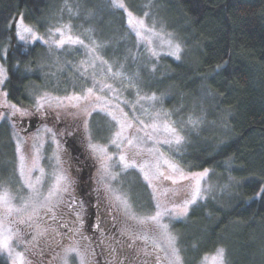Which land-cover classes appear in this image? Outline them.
Returning <instances> with one entry per match:
<instances>
[{
	"label": "trees",
	"instance_id": "trees-1",
	"mask_svg": "<svg viewBox=\"0 0 264 264\" xmlns=\"http://www.w3.org/2000/svg\"><path fill=\"white\" fill-rule=\"evenodd\" d=\"M64 1L0 0V62L7 77L3 90L9 103L30 108L44 93L66 95L87 85V74L82 78L75 75L80 72L81 47L59 49L58 54L48 44H24L15 35L13 22L20 16L45 35L60 20L57 16ZM68 2L84 23L77 36L87 42L86 29L91 30L103 60L113 70L136 79L139 91H130L129 98L155 94L157 100L148 106L161 107L181 130L186 143L173 151L172 158L189 171L209 170L215 198L199 202L186 220L172 226L184 264H196L218 248L225 250V264H264V197H256L264 186V0H124L129 12L148 13V24L175 36L182 48L179 60L167 54L146 57L148 53L137 48L126 13L112 8L107 0ZM190 116L201 121L196 128L187 123ZM100 117L108 128L101 125ZM90 118L89 131L104 142L112 134L110 120L99 112ZM36 122L31 117L10 126L34 130ZM10 126L0 121V185L16 192L21 179ZM77 128L71 122L57 128L63 149L76 168L80 162L73 154L79 151L83 136ZM92 171L90 166L74 171L75 192L89 189ZM128 178L126 182L134 184L133 194L147 200L151 192L145 182L143 186L132 175L130 183ZM104 213L111 216L105 208ZM73 218L71 225L80 227L74 214ZM79 234L82 236L81 231ZM0 264H8L1 254Z\"/></svg>",
	"mask_w": 264,
	"mask_h": 264
},
{
	"label": "rangeland",
	"instance_id": "rangeland-1",
	"mask_svg": "<svg viewBox=\"0 0 264 264\" xmlns=\"http://www.w3.org/2000/svg\"><path fill=\"white\" fill-rule=\"evenodd\" d=\"M109 3H111V0H107ZM151 1V0H150ZM125 4V3H124ZM112 6V4H111ZM126 7V5H125ZM72 5L69 4L68 0L64 1L62 4V12L60 16H57V18H60L58 22H55L53 24L54 26H51V29H55L57 27L63 28L64 26H69L67 29H65V36L64 38H67L68 35H71L73 38L78 37L80 33H82L83 30V22L79 21V14L72 12ZM112 8H114L112 6ZM115 9V8H114ZM126 13V19H127V24L129 28L131 29L134 37L138 41V46L137 48H142V53L145 51L146 57L152 58V57H158L162 54H167L171 51V49L168 47L166 41L171 38L173 40V43H178L176 40L175 36L169 32H166L163 30L161 27H155V32L157 35H151L149 34L147 39L151 40V43H147V41L141 42L138 40L135 30L133 26L129 25V17L127 12L124 9H120ZM61 11V10H60ZM66 13V15H65ZM68 16V17H67ZM137 19H142L144 20L145 25H147L149 28H153L150 24L147 22V16L146 15H134ZM22 16H20L17 20L16 23H19L20 19ZM71 17V18H70ZM89 17V16H88ZM154 17L153 15L151 18ZM55 18V19H57ZM25 25H28L27 23L23 22ZM31 26V25H30ZM138 28V26H136ZM49 28V29H50ZM15 29V35H16V27L14 26ZM49 29L44 36L45 38L48 37L49 34ZM89 32V37L87 38L89 41H95L97 44L96 39L92 37V31L87 30ZM169 34L171 36L169 37ZM54 39H60V35L56 34ZM81 38V37H80ZM84 42V44L88 45L89 47H84L83 45L75 44L76 47H71L75 46L74 44L71 43H66L62 48H56L54 45L48 44V48L52 50H57L58 54L60 53L59 49H62L63 51L67 50H72L75 51L76 49L78 50V46L81 47L82 52L78 53L79 55L82 56L80 58L77 69L80 70L78 74H75L77 77L82 78V74H87L85 76V82L88 81L87 85L83 87L81 90L78 88L81 86H77V90L69 92V94H61V95H51L52 97H64L67 95H71L73 93H80L83 90H85L88 87H91L93 84V76L95 75V78L98 80H104L106 83H110L113 85L114 88L117 89L118 95L114 93H108L105 92L102 95L105 97V100H107L109 109L110 110H116V106L118 105L119 109H122L124 113L127 114V118L130 122H133L136 124L137 127H142V125L139 124L140 120H144L146 123L151 124L153 122V118L155 117L156 113H160V123L162 124L164 122L165 117L163 116L164 113H167L165 110H163L161 107H155L151 106L153 109H151L148 105L152 103V101L143 99L141 100L140 97H134L131 96V99L129 98L130 96V91L132 94L136 93L139 91V87L137 86L136 79L129 75L127 72H123L122 70H113V67L111 63L108 62V64H101L99 60H94L93 56L90 55L89 53V48L93 47V43ZM68 47V48H67ZM155 52L158 55L154 56L152 53ZM96 55H99L102 59H104L101 54L97 51ZM60 56L59 58H61ZM174 57V56H173ZM175 58V57H174ZM63 59V58H62ZM105 61V60H104ZM82 62H87V63H82ZM64 63V62H62ZM67 63V62H66ZM65 63V64H66ZM95 65L93 67L92 65ZM68 65V64H67ZM65 65L64 67L61 68L62 70H65ZM108 65H111L112 71L113 72H120L122 75L119 77H116L115 79L107 77V67ZM0 66L3 67L2 63L0 62ZM4 69V67H3ZM82 72V73H81ZM6 75V74H5ZM129 78H131V83H129ZM5 80V79H4ZM4 83V81H3ZM3 83L0 84V103H3L5 100L4 97V90H3ZM99 94V93H98ZM201 99L204 101H207L205 94L201 93ZM127 101V103H125ZM8 102V101H7ZM9 103V102H8ZM35 105V104H34ZM34 105L31 106L30 108H24L29 110L32 114L27 117H15L13 118L12 121H9L8 119H2L4 122H7V124L12 125L13 123L16 126V122L21 121V119H30L31 117L36 119V128L34 130H27L25 131V126L23 128H17L18 130L12 128L11 130V136L12 139L15 141V145L17 143V138H22L23 140V150H24V155L27 157L26 161V168H25V174L24 177L22 178L20 175V171L18 168V175L20 176L21 181H18V184L16 186V192L14 191H9L6 186L0 185V193L3 192L4 189H7L9 194L14 198L12 203L15 207H20L21 204L23 203V200L27 198L30 195L29 189L25 186V182L31 178L32 180H35L37 176L40 175V172L38 170H32L31 174L29 176V171L28 169L31 168V157L33 154V138L36 137L37 135L40 136V142L44 144V148L41 150V158L39 161V164L41 167L45 169V179L44 183L40 185L39 187L41 188L42 191L46 192L49 184L51 183V173L53 172L54 166L56 164L55 159H52L54 152L57 149V145L53 140L52 133H55V139L60 142V149H59V155L61 157L62 161V167L66 170L67 175L70 177L72 181L71 185V198L76 197V184L75 181L77 182V178L74 175V171L78 172V168L81 166H85L89 168V166L92 168L93 171L91 174L89 173L88 178L90 179V190H83L84 194H87L89 192H97L96 195H98L101 199V203L103 201L104 203V208L105 211L108 213H111V217L114 218V221L118 225L119 233L122 234V236L127 240L128 246L131 244L132 248V254L135 257L136 263L138 264H157V255L160 257H166L171 254V248L168 245V241L165 238L164 234L162 233L161 230L156 229V228H151V229H141L139 228L133 221L129 220L128 217L121 211H117L115 209L111 208V205L109 203L108 196L110 195L109 193H106L104 190L103 185L104 184H110L111 188L114 190L112 193L113 195H121V194H126L129 202L133 206L134 211L137 214H152L156 211V200H153V189L148 186V182L145 181L143 173H141L138 169H129L127 171H122L119 164H118V156L119 152L118 150L112 146L109 145V140L112 137L113 132L115 131V121H112L111 118L106 115L105 112L103 111H93L90 116L85 115L83 110L81 108H72L68 107L67 109H47V115H43L41 113H37L35 111ZM211 106V105H210ZM91 110V109H89ZM8 111L7 109L0 108V112H5ZM99 112L103 115H106L107 119L110 120V124L112 128V134L104 141L100 142L96 140L95 136L96 133H91L89 131V128L87 130L84 127V120H87L88 122L90 121V117L95 113ZM54 116L58 120L60 117H63L66 120L71 121H76L77 122V129L80 128V130L83 131V136H81L79 140V151H77L76 156L73 154V158H75L80 164H78V167L76 168L74 162L72 161V158L68 156V154L65 152L62 146L61 139L58 135V129L54 127L55 121ZM52 118V119H51ZM102 117L99 118V120H102L101 125L103 127L108 128V122L106 120H103ZM167 120L170 121L169 115L167 116ZM1 121V120H0ZM171 122V121H170ZM40 124V125H38ZM83 126V128H82ZM49 128L52 129V133H45L44 129ZM24 129L25 132L22 130ZM149 131H151L149 129ZM110 131H108L109 133ZM18 134V136L16 135ZM140 135L143 137L144 133L141 132ZM89 136H91V142L98 144V145H108V153L110 155L114 156V160L111 162L114 167L112 168L113 173H118L119 175L117 176L116 180H111L110 177H104L103 171L101 168V163L99 159L91 152L89 149ZM107 137V135H106ZM165 138V134L163 132L155 133L153 140H146L143 144V147L145 149H151L154 147L159 148L160 152L164 154L165 157H168L178 163L181 167V169L184 171L185 175H188L190 179L181 181L179 185H172L171 181H162L158 182L160 183V195H159V203L161 204L162 208H172L173 204H182L184 200L190 199L191 194L193 189L195 188L196 185V180L191 178L192 174L195 173H200L203 172L204 170H198V171H189L186 168H184L177 160H174L172 158V153L175 151L177 148L175 145H167V144H156V140H162ZM16 149V146H15ZM82 151V152H81ZM17 156V153H16ZM17 158V164L19 166V159L18 156ZM140 163H147L149 165H152L149 169H147L150 173H155L156 169L154 165L156 164V161L153 159L152 155L149 154L147 151L143 152V154L139 157H136ZM166 166H164L161 163V168L164 169ZM128 173V175H127ZM137 177L139 180H141L142 185L150 189V196L148 198L147 195V200L144 199V196L141 194H133V185H129L126 182V176H128V180L130 183H133V178ZM177 179L179 177L177 176ZM19 180V179H18ZM132 180V181H131ZM145 182V184L143 183ZM78 183V182H77ZM201 188L206 189L207 191L204 193L205 198L204 199H199L195 204L191 205L188 210V214L193 208V206H198L197 204L201 202L202 204L207 203L210 200H213L215 196L213 195V186L209 180V172L208 176L205 177L203 180H201ZM8 185V184H7ZM165 190H170L167 195H164ZM95 191V192H94ZM172 192H175L176 195L173 196ZM96 197V196H95ZM141 200V201H140ZM136 201H139L138 205H135L134 203ZM94 202L89 205L88 212L85 214V224L87 225V228L91 230L93 228V220L94 217L91 215L93 214L91 211H95L94 209ZM103 208V211H104ZM62 213H65L62 215V219L66 215V208H63ZM5 213L3 212V209L0 208V220L4 219ZM59 215V214H58ZM187 215H180V216H175V215H166L163 218V223L167 224L168 231L175 237V249L180 257V262L179 264H184L182 261V256L180 253V249L178 246V236L173 230V225L177 221H181L183 219H187ZM50 214L45 215L43 212H41V217L42 218H37L34 223H32V226L30 227L29 224L26 222L25 224H19L15 221H18L19 219H27V213H13L5 223L7 224L8 227L12 229L13 232L19 231L20 232V237L17 239H14L12 241V252L11 254L9 251L0 249V254L3 255L7 261L8 264H15L16 260V253L20 252L24 254V260L25 264H33L35 259H38L39 262H43V264H64V250L70 246H73L74 244H78L81 252L85 255L86 259V264H91L92 263V244L90 241L86 240L85 237H82L79 232H75L76 227L72 224L69 226L67 232L64 234H60L62 238L57 234L59 232L58 230V225L62 223V221H58L57 223H54L50 218ZM67 216V215H66ZM37 225H39V229L37 228ZM47 228L48 231L45 235L42 236H37V232L41 229ZM101 232V231H100ZM147 232L148 239L145 241L144 239H135L134 237L136 235H144V233ZM102 234V233H101ZM33 236H37V238L34 240ZM37 251V255L35 252ZM215 253V252H213ZM213 253L207 254V256H211ZM36 255V256H33ZM203 257H201L196 264H204ZM68 264H80L79 258L73 253L68 256ZM161 264H168L167 259H163L161 261Z\"/></svg>",
	"mask_w": 264,
	"mask_h": 264
},
{
	"label": "snow or ice",
	"instance_id": "snow-or-ice-1",
	"mask_svg": "<svg viewBox=\"0 0 264 264\" xmlns=\"http://www.w3.org/2000/svg\"><path fill=\"white\" fill-rule=\"evenodd\" d=\"M111 4L114 8L124 9L129 17V25L133 26L135 30V34L141 42L147 41V43H151L150 39H147L148 35H157L155 32L154 26L153 28H149L145 25L144 20L137 19L133 16L131 12L127 10L124 4V0H111ZM147 16L148 13H145ZM16 27V37L19 41L24 44L35 42H42L45 44L54 45L56 48H62L66 43L71 44H79L84 47H89L84 44V41L79 37L73 38L71 35H68L67 38L65 36V29L69 26H64L63 28L57 27L54 30L49 29L48 37L45 38L41 36L38 31L30 25H25L23 23V17H21L19 23L13 22ZM138 26V28L136 27ZM59 34L60 39H54L53 37ZM171 34H169V37ZM93 47L89 48L90 55L93 56L94 60H99L101 64H108L107 61H104L99 55H96L100 45H97L95 41L92 42ZM168 47L171 51L168 55L174 56L177 60L180 59V54L182 52L181 45L179 43H173V40L169 38L166 41ZM152 55L156 56L157 53L153 52ZM87 63V62H82ZM95 67V65H92ZM219 67V66H218ZM120 72H113L111 65L107 67L106 76L115 79L116 77L121 76ZM5 70L2 66H0V84L3 83L4 79H6ZM129 83H131V78H129ZM114 93L118 95L117 89L113 87L112 84L106 83L104 80H98L93 76V84L91 87L86 88L80 93H73L71 95H67L64 97H52L48 93H44L40 95L35 100V111L37 113H41L43 115H47V109H67L68 107L72 108H81L85 115L90 116L93 111H103L108 115L112 121H115V131L112 134V137L109 140V145L114 146L118 152V164L122 171H127L129 169H138L144 175L145 181L148 182V186L153 189V200H156V211L152 214H137L126 194L121 195H113L114 190L111 188L110 184H104V190L106 193H109L108 196L109 203L112 209L123 212L129 220L133 221L139 228L141 229H151L156 228L162 231L165 238L168 241V245L171 248V254L166 257H160L157 255V264H161L163 259L168 260V264H179L180 257L175 249V237L168 231V225L163 223V218L166 215H187L189 207L195 204L199 199H204V193L207 191L206 189L201 188V180L208 176V169H205L203 172L195 173L191 175L192 179L196 180L195 188L192 191L191 198L183 201L182 204H173L172 208H162L159 203V195H160V183L162 181H171L172 185H179L181 181L188 180L190 177L185 175L184 171L181 169L180 165L173 161L172 159L165 157L162 152H160L159 148L154 147L151 149H145L143 144L146 140H153L154 134L163 132L165 134V138L162 140H156V144H167L169 146L175 145L177 149H180L185 143L186 138L182 135L181 130L175 126L174 122H170L167 120L168 113H164L165 117L164 122L161 124L160 113H156L153 118V122L151 124L146 123L144 120H140L139 124L142 127H137L135 123L130 122L127 118V114L123 112L122 109L116 106V110H110L107 100L102 95L103 93ZM99 93V94H98ZM5 100L3 103H0V108L7 109L8 111L0 112V120L8 119L12 121L13 118L19 117H27L32 113L24 109L23 107L17 106L16 104L7 102V93L3 94ZM141 100L147 99L150 101H156L157 97L153 94L150 97H140ZM127 103V101H125ZM91 109V110H89ZM201 121L199 118L189 117L187 123L191 125L193 128H196ZM13 127L15 124L13 123ZM84 127L87 130L88 121L84 120ZM149 129L151 131H149ZM45 133H52V129L45 128ZM143 132V137L140 133ZM18 136V134H16ZM56 134L52 133V137L54 142L57 145V149L53 154L52 159H55L56 164L54 166L53 172L51 173V183L49 184L47 191L44 192L39 187L44 183L45 179V169L40 166L39 161L41 158V150L44 148V144L40 142V136L37 135L33 138V154L31 157V168L28 169L29 176L32 170H38L40 175L32 180L29 178L25 182V186L29 189L30 195L23 200V203L20 207H15L12 203L13 197L9 194L7 189H4L2 193H0V208L3 209L5 213L4 219L0 220V249H4L12 252V241L20 237V232H13L10 227L7 226L5 221L15 212V213H27V219H19L15 221L19 224H25L26 222L29 226H32V223L35 222L37 218L41 217V212L45 215L50 214L49 218L57 223L62 215V209L66 208L68 215L74 214L76 217V221L80 225L75 229V232H80L83 227L84 220L82 216L83 205L78 204L74 198H71V185L72 181L70 177L67 175L66 170L62 167L61 157L59 155L60 142L55 139ZM91 136H89V149L91 152L99 159L101 163V168L103 171L104 177H110L111 180H116L118 173H113L111 170L114 165L111 163L114 160V156L108 153V145H98L91 142ZM147 151L152 155L153 159L156 161L154 165L156 171L155 173H150L147 169L152 167L147 163H140L136 157H139L143 154V152ZM16 153L19 159V171L20 175L23 178L25 174L26 161L27 157L24 155L23 150V140L22 138H17L16 143ZM161 163L166 166L164 169L161 168ZM177 176L179 179H177ZM170 190H165L164 195H167ZM172 195L175 196L176 193L172 192ZM256 197H264V186H261L259 191L256 193ZM59 214V215H58ZM60 227H66L67 225L64 223L59 224ZM96 231H102L101 228V219L100 216H97V224L93 226ZM39 229V225H37ZM48 229L44 228L37 232V236H42L47 233ZM59 235L60 233L57 232ZM123 234V233H122ZM37 236H33L35 240ZM135 239H144L147 241L148 236L147 232L144 235H136ZM129 247H132L130 244ZM115 251V250H113ZM75 254L79 260L80 264H86L85 255L81 252L78 244H74L64 250V264H68V256L70 254ZM204 264H225V250L223 248H218L215 253L211 256H205L203 258ZM15 264H25L24 254L17 252Z\"/></svg>",
	"mask_w": 264,
	"mask_h": 264
},
{
	"label": "flooded vegetation",
	"instance_id": "flooded-vegetation-1",
	"mask_svg": "<svg viewBox=\"0 0 264 264\" xmlns=\"http://www.w3.org/2000/svg\"><path fill=\"white\" fill-rule=\"evenodd\" d=\"M55 124L54 127H62L65 124H69L70 122L72 124L77 125V122L72 121V119L66 120L64 118L57 119L54 116ZM52 119V118H51ZM66 121V122H65ZM89 123V122H88ZM63 124V125H62ZM83 128V126H82ZM81 131L80 129H78ZM68 154V152L66 151ZM70 156V154H68ZM76 191V197L75 200L78 204L83 205V220L85 221V214L88 212L89 205L94 202V209L95 211H91L94 217L93 220V226L97 224V216H100L101 219V228L102 231L100 234V231H96L95 228H91L86 230V226L81 228L82 237H85L86 240L90 241L92 244V263L91 264H137L134 255L132 254L131 248L128 246L129 239H125L122 234L119 233L118 225L114 221V218L111 217L108 214H105L103 211L101 199L95 192V196L93 192H89L87 194H84L82 190L77 188ZM90 190V186H89ZM101 203V204H100ZM67 213V211H66ZM67 215V216H66ZM65 217L60 219L59 221H62V223L66 224V227H60L59 225L58 230L60 234H64L67 232L68 227L71 226L72 221L74 220L73 214L68 215L66 214ZM75 221V220H74ZM85 223V222H84ZM59 234L60 238L61 235ZM115 250V251H113ZM33 264H43V262H39L38 259H35ZM139 264V263H138Z\"/></svg>",
	"mask_w": 264,
	"mask_h": 264
},
{
	"label": "bare ground",
	"instance_id": "bare-ground-1",
	"mask_svg": "<svg viewBox=\"0 0 264 264\" xmlns=\"http://www.w3.org/2000/svg\"><path fill=\"white\" fill-rule=\"evenodd\" d=\"M207 92H209V91L207 90Z\"/></svg>",
	"mask_w": 264,
	"mask_h": 264
}]
</instances>
